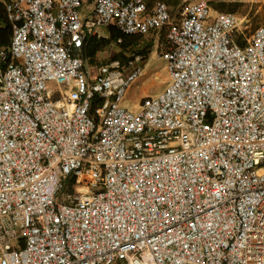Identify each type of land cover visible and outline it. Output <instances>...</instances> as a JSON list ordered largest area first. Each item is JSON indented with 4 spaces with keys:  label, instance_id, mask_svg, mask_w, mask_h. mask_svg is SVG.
Listing matches in <instances>:
<instances>
[{
    "label": "built area",
    "instance_id": "1",
    "mask_svg": "<svg viewBox=\"0 0 264 264\" xmlns=\"http://www.w3.org/2000/svg\"><path fill=\"white\" fill-rule=\"evenodd\" d=\"M1 1L0 264H264V23L246 36L205 0H91L89 19L86 0ZM106 26L165 32L167 85L136 111L140 56H82Z\"/></svg>",
    "mask_w": 264,
    "mask_h": 264
},
{
    "label": "rangeland",
    "instance_id": "2",
    "mask_svg": "<svg viewBox=\"0 0 264 264\" xmlns=\"http://www.w3.org/2000/svg\"><path fill=\"white\" fill-rule=\"evenodd\" d=\"M253 8L254 9L249 14L248 22L245 24L246 32L244 33L246 35L251 34L258 25L264 23V0L257 4L254 3ZM140 37V45L144 42L150 43L151 47L149 49L151 50V52L146 58L143 59V62L148 60L146 67L143 69L136 82L126 92L124 99L120 104L121 107L129 111H136L143 98L153 97L161 93L168 82L166 63L163 58H161L163 48L159 43H155V37L152 34ZM143 49H147V46H145ZM115 54V48L108 47L98 54L95 61L105 62L111 60ZM48 87L52 90H56V88L51 83L48 84ZM82 190L83 189L79 186L73 187L72 185L67 184L64 193H72Z\"/></svg>",
    "mask_w": 264,
    "mask_h": 264
},
{
    "label": "crops",
    "instance_id": "3",
    "mask_svg": "<svg viewBox=\"0 0 264 264\" xmlns=\"http://www.w3.org/2000/svg\"><path fill=\"white\" fill-rule=\"evenodd\" d=\"M143 1L147 5L148 9H152L156 5V3H158V2H163V3H165L168 6L170 15L172 17H176L178 15V12H179L181 6L186 5L188 3H193V2H195L197 0H143ZM205 1L208 3V5L210 7V14H211L212 17H218L220 15L232 13V14H235L236 16H238V17H242V18L243 17H247L248 18L249 14L254 9L253 8L254 7V3L257 4L259 2H262L263 0H205ZM0 3L3 5L4 11H5V2L0 0ZM91 13H92L91 0H86V1H84L83 5H82L81 15H82L83 19H89L90 16H91ZM110 27H113V26H106V27H102L101 28V32L103 34V38H106L108 36V30H109ZM243 28H242V30H244L243 32H246L245 31V29H246L245 25H244ZM149 34H152L155 37V43L156 42L159 43L161 45V47L164 49V46L162 45V43H164L165 32L161 31V32L155 33L153 31V32H151ZM149 34H147V35H149ZM249 35H246V36H249ZM236 41L238 42L239 45L243 46L245 44L244 35L241 36V33L238 32L237 36H236ZM145 46L148 47V50H149L148 54H150V52H151V50L149 49L151 47L150 43H145L144 42L141 45L138 44V45H136V49H143ZM83 49H84V47H83ZM99 53H101V52H99ZM98 54L91 61V60H89V59L84 57L83 50H82V56L87 60V62L90 65H97V64L101 63V61H99V62L95 61V59L98 56ZM135 56H140L141 62H142V66H143V69H144L146 67L147 63H148V60L143 62V59L146 58L148 55L145 56V57H143L142 55H135ZM132 57L133 56L129 54L128 59L132 58ZM143 63H144V65H143Z\"/></svg>",
    "mask_w": 264,
    "mask_h": 264
},
{
    "label": "trees",
    "instance_id": "4",
    "mask_svg": "<svg viewBox=\"0 0 264 264\" xmlns=\"http://www.w3.org/2000/svg\"><path fill=\"white\" fill-rule=\"evenodd\" d=\"M11 26L7 20L3 5L0 3V48H6L11 40ZM141 37L135 35H125L110 27L108 36L106 38L91 37L86 41L83 49V55L89 60H93L95 56L108 47L115 48L116 54L113 60H119L124 63L128 59V55H142L147 56L149 53L147 49H136V45L140 44Z\"/></svg>",
    "mask_w": 264,
    "mask_h": 264
},
{
    "label": "clouds",
    "instance_id": "5",
    "mask_svg": "<svg viewBox=\"0 0 264 264\" xmlns=\"http://www.w3.org/2000/svg\"><path fill=\"white\" fill-rule=\"evenodd\" d=\"M135 36H140V35H135ZM144 36V35H143ZM134 57V56H133Z\"/></svg>",
    "mask_w": 264,
    "mask_h": 264
}]
</instances>
